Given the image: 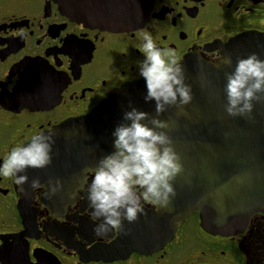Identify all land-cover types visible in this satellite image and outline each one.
I'll return each instance as SVG.
<instances>
[{
  "label": "flooded vegetation",
  "instance_id": "flooded-vegetation-1",
  "mask_svg": "<svg viewBox=\"0 0 264 264\" xmlns=\"http://www.w3.org/2000/svg\"><path fill=\"white\" fill-rule=\"evenodd\" d=\"M146 30L181 61L214 62L232 37L264 33V0H154L146 19L128 29L87 26L54 0H0V159L34 132L83 116L113 89L143 80L138 45ZM52 174L48 186L26 182L23 190L0 177V264H264L263 211L231 235L206 231L193 213L165 241L164 228L151 224L158 207L145 203L136 221L98 236L85 170ZM57 178L63 188L50 196ZM145 228L144 248L114 257L124 246L121 232Z\"/></svg>",
  "mask_w": 264,
  "mask_h": 264
},
{
  "label": "water",
  "instance_id": "water-1",
  "mask_svg": "<svg viewBox=\"0 0 264 264\" xmlns=\"http://www.w3.org/2000/svg\"><path fill=\"white\" fill-rule=\"evenodd\" d=\"M54 1L69 18L87 26L128 29L146 19L154 0ZM221 53L214 62L186 56L181 62L193 100L182 107L169 106L159 115L169 122V134L184 166L173 181L175 196L166 207H158L151 223L155 229L164 228L165 241L176 224L193 213H198L206 231L231 235L245 227L252 213L264 212V101L254 102L250 118L233 117L224 110L226 74L240 57L257 53L264 58V33H240L221 47ZM145 92L144 79L123 84L89 113L45 131L55 140L52 163L28 168L27 187L32 188L33 179L48 186L54 172L95 166L112 150V130L126 110L142 109L149 120L157 115L155 102L145 101ZM148 236L146 228L141 233L121 232L117 242L124 246L113 249L114 257L144 248Z\"/></svg>",
  "mask_w": 264,
  "mask_h": 264
},
{
  "label": "clouds",
  "instance_id": "clouds-1",
  "mask_svg": "<svg viewBox=\"0 0 264 264\" xmlns=\"http://www.w3.org/2000/svg\"><path fill=\"white\" fill-rule=\"evenodd\" d=\"M140 38L143 59L138 71L144 79V99L155 102L157 115L149 120L142 109L133 106L126 110L122 122L112 130V150L104 153L95 167L85 169L90 217L98 221L94 226L98 236L121 228L124 220L136 221L145 203L166 207L176 194L173 181L184 167L169 134V122L159 115L169 106L189 104L194 95L192 85L186 81L184 66L173 49L159 47L150 31H143ZM225 60L231 63L230 58ZM224 93L228 115L250 118L254 102L264 101V58L257 53L238 58L226 74ZM54 143L50 132H34L0 159V177L12 178L23 190L28 168L52 163ZM31 186L39 188V180L33 179ZM62 188L57 178L50 185V196Z\"/></svg>",
  "mask_w": 264,
  "mask_h": 264
}]
</instances>
